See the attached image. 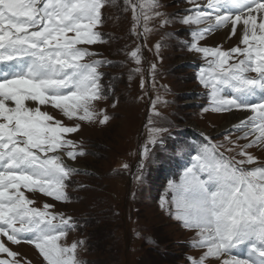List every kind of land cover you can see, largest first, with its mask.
<instances>
[{"label": "snow or ice", "instance_id": "1", "mask_svg": "<svg viewBox=\"0 0 264 264\" xmlns=\"http://www.w3.org/2000/svg\"><path fill=\"white\" fill-rule=\"evenodd\" d=\"M107 2L0 0V237H7L14 245H34L47 264H80L76 250L84 242L60 245L75 222L60 217V223L54 224L57 217L50 210L55 205L45 203L44 210L30 207L34 200L21 189L56 201L69 199L66 182L79 171L66 159L75 161L85 153L65 137L79 131V122L96 120L93 102L107 97L98 71L103 62L82 63L96 53L79 45L103 42L94 29L102 23L101 9ZM186 2L196 6L183 15L164 17L161 26L177 16L184 25H206L187 33L191 37L187 50L213 58L207 70L199 69L195 79L209 89L212 111L250 109L237 130L248 142L220 145L236 153L232 158L205 145L193 158L195 163L185 168L180 183L169 181L171 195L162 197L161 207L167 205L166 211L180 227L195 232L198 239L192 247L207 250L199 260L190 258V264H204L208 257L222 256L228 257L222 264H264V163L247 167L257 163L247 149L259 147L264 151V0H204L203 5L197 0ZM160 6L158 0L149 5L152 9ZM154 14L163 15L159 11ZM223 28L245 47L223 50L199 44ZM148 31L145 25L144 32ZM139 53V49L131 53L137 64L141 61ZM232 59L238 62L229 64ZM155 71L153 64V74ZM29 101L33 103L27 104ZM46 105L58 113L47 108L41 111ZM58 114L75 121L74 125H65ZM108 120L104 115L98 122ZM156 142L153 139L152 143ZM159 143L163 145V140ZM189 147L179 142L175 151L179 154ZM146 160L151 161L147 148L136 174L140 184L144 182ZM7 241L0 240V253L13 259H0V264H22L15 259L18 253L6 246ZM241 245L248 249L246 258H238Z\"/></svg>", "mask_w": 264, "mask_h": 264}, {"label": "rangeland", "instance_id": "2", "mask_svg": "<svg viewBox=\"0 0 264 264\" xmlns=\"http://www.w3.org/2000/svg\"><path fill=\"white\" fill-rule=\"evenodd\" d=\"M203 1L197 0V4ZM152 2L108 0L101 9L102 23L94 29L103 42L79 45L96 53L82 63L103 62L98 71L102 73L101 85L107 97L93 102L96 120L79 122V131L65 137L75 142L76 150L85 153L75 161L66 159L79 171L66 182L69 199L56 201L42 193L21 189L34 200L30 207L44 210L45 203L55 205L50 210L57 217L54 224L60 223V217L75 222L58 243L70 247L83 241L76 250L80 264H187V254L199 260L207 250L192 247L193 240L198 239L195 232L180 227L166 211L167 205L161 207L162 197L171 195L169 181L180 183L185 168L195 163L193 158L205 145L216 147L226 158H232L236 153L220 145L232 147L229 141H235L237 146L248 142L240 138L239 128L221 129L225 122L220 120L222 116L227 118L226 115L243 109L212 111L209 89L195 79L201 67L207 70V58L187 50L186 45L191 42L187 33L206 25H184L177 16L161 26L164 17L183 15L196 5L186 0H158L161 6L152 9L149 7ZM156 11L163 15L156 16ZM145 25L149 29L146 33ZM219 32H212L199 44L210 48L220 46L223 50L245 47L225 45ZM157 45L163 46L157 49ZM137 49L141 55L139 64L131 56ZM46 108L58 113L47 105L41 106V111ZM204 108L209 110L203 111ZM104 115L109 120L101 124L98 121ZM57 118L67 126L75 123L62 114ZM160 128L168 131H154ZM153 139L156 144L152 143ZM179 142L189 145V149L177 154L175 146ZM146 148L151 161H145L144 182L140 184L136 174ZM253 149L247 151L257 163H264L260 148ZM125 164L127 169L122 167ZM251 165L247 167H254ZM0 240L7 241V237ZM6 246L18 253L15 259L22 264H47L34 245H14L7 241ZM0 259L13 258L0 253ZM204 263L222 264V261L208 257Z\"/></svg>", "mask_w": 264, "mask_h": 264}, {"label": "bare ground", "instance_id": "3", "mask_svg": "<svg viewBox=\"0 0 264 264\" xmlns=\"http://www.w3.org/2000/svg\"><path fill=\"white\" fill-rule=\"evenodd\" d=\"M258 16V14H257ZM259 22V20H258ZM221 32H219V37H221L220 40L224 41V44L225 45H230V44H233V45H238L239 42L238 41H235L236 39V36H230L229 35V31L227 28H223V29H220ZM240 31V26L238 25L237 26V33H239ZM237 40V39H236ZM11 103V102H9ZM27 104H30L31 102H26ZM240 110V109H239ZM53 112H55L53 110ZM250 113V110L249 111H246V112H234V113H231L230 115H226L227 118H224L225 116H222V122H224V124H222V127L221 129H228V130H236L238 127L240 128L241 125H240V121L241 120H246L247 119V115ZM224 114V113H222ZM221 114V115H222ZM225 119V120H224ZM221 122V123H222ZM254 138V137H253ZM255 149V148H254ZM253 149V150H254ZM261 150V149H260ZM255 151V150H254ZM261 154L264 155V151L261 150ZM73 166H77L76 163H73ZM39 197V196H38ZM3 238V237H2ZM248 255V252L242 257V258H246ZM223 257V256H222ZM222 257H220V261H223Z\"/></svg>", "mask_w": 264, "mask_h": 264}, {"label": "trees", "instance_id": "4", "mask_svg": "<svg viewBox=\"0 0 264 264\" xmlns=\"http://www.w3.org/2000/svg\"><path fill=\"white\" fill-rule=\"evenodd\" d=\"M191 248H192V247H191ZM186 256H187V260H186V263H187V264H189V262H190V258H191V259H194V258H195V256H191L190 254H187Z\"/></svg>", "mask_w": 264, "mask_h": 264}]
</instances>
